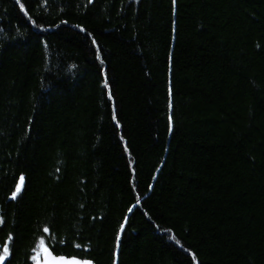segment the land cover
Returning <instances> with one entry per match:
<instances>
[{"label": "trees", "instance_id": "trees-1", "mask_svg": "<svg viewBox=\"0 0 264 264\" xmlns=\"http://www.w3.org/2000/svg\"><path fill=\"white\" fill-rule=\"evenodd\" d=\"M0 221L3 264H264V0H0Z\"/></svg>", "mask_w": 264, "mask_h": 264}, {"label": "water", "instance_id": "water-1", "mask_svg": "<svg viewBox=\"0 0 264 264\" xmlns=\"http://www.w3.org/2000/svg\"><path fill=\"white\" fill-rule=\"evenodd\" d=\"M73 261L77 262V264H91L89 262H83V261L76 260V259L63 258L61 260L60 257L54 256V254L51 251H47L42 257V260L39 261L37 264H67V262H73Z\"/></svg>", "mask_w": 264, "mask_h": 264}, {"label": "snow or ice", "instance_id": "snow-or-ice-1", "mask_svg": "<svg viewBox=\"0 0 264 264\" xmlns=\"http://www.w3.org/2000/svg\"><path fill=\"white\" fill-rule=\"evenodd\" d=\"M22 186H23V177L20 178V183H19V185L17 186L16 193H14V197H15L16 194H18V193L21 191ZM0 223H2V221H0ZM44 231L47 232L48 229L45 228ZM40 243H41V246L44 245V241H43V240H41ZM44 251L47 252V249L45 248ZM8 254H9V253H8V249H7V247H5L4 250H3V255H0V264H3V261H4L5 258L8 256ZM49 255H50V254H49ZM53 259H55V258H53ZM62 259H63V258H61V260H62ZM67 264H77V262H74V261H73V262H67Z\"/></svg>", "mask_w": 264, "mask_h": 264}, {"label": "bare ground", "instance_id": "bare-ground-1", "mask_svg": "<svg viewBox=\"0 0 264 264\" xmlns=\"http://www.w3.org/2000/svg\"><path fill=\"white\" fill-rule=\"evenodd\" d=\"M41 248H42V246H41V244H39L38 249L36 251H34V254L32 257V262H31L32 264H37L39 261H41L42 257L46 253L44 250H41ZM76 260H79V259H76ZM80 261L89 262V263L93 264L91 261H88V260H80Z\"/></svg>", "mask_w": 264, "mask_h": 264}, {"label": "rangeland", "instance_id": "rangeland-1", "mask_svg": "<svg viewBox=\"0 0 264 264\" xmlns=\"http://www.w3.org/2000/svg\"><path fill=\"white\" fill-rule=\"evenodd\" d=\"M41 250H44V247H42Z\"/></svg>", "mask_w": 264, "mask_h": 264}]
</instances>
